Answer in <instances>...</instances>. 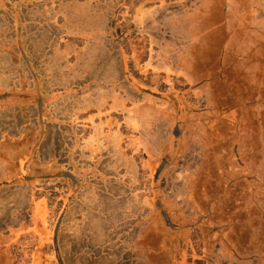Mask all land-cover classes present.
I'll return each instance as SVG.
<instances>
[{"label": "rangeland", "instance_id": "rangeland-1", "mask_svg": "<svg viewBox=\"0 0 264 264\" xmlns=\"http://www.w3.org/2000/svg\"><path fill=\"white\" fill-rule=\"evenodd\" d=\"M0 84V124L47 112L85 193L128 192L120 264H264V0H0Z\"/></svg>", "mask_w": 264, "mask_h": 264}, {"label": "crops", "instance_id": "crops-1", "mask_svg": "<svg viewBox=\"0 0 264 264\" xmlns=\"http://www.w3.org/2000/svg\"><path fill=\"white\" fill-rule=\"evenodd\" d=\"M16 98L14 91H5L0 84L1 103L16 101ZM19 101L15 105L33 103L26 97ZM39 104L43 106L41 97ZM63 115L58 114L52 120L78 119L85 125L91 113H70L65 115L67 118ZM33 116L39 121L38 132L27 126L34 120ZM23 117L10 114V118L0 124V149L10 146L6 144L8 139L12 144H21L14 158L7 154L8 159L4 157L5 160L0 161V192L7 191L0 194V202L4 203L0 205V245L6 242L10 250H21L23 256L27 253L29 264L123 263V256L102 250L127 251L130 246L128 220L122 219L127 216L123 203L128 204V192L110 191L105 198L97 191L85 193L81 189L84 178H88V183L93 182L91 176L86 175L90 170L80 160L82 150L75 152L72 145H66L65 125L58 123L56 131L50 132L51 137L46 135L48 140L41 148L49 114L41 112ZM33 136H37L35 141H32ZM103 202L111 205L110 209L101 208ZM2 217H8L9 223L1 225ZM2 235H7L8 239H2ZM23 260L19 264H24Z\"/></svg>", "mask_w": 264, "mask_h": 264}, {"label": "flooded vegetation", "instance_id": "flooded-vegetation-1", "mask_svg": "<svg viewBox=\"0 0 264 264\" xmlns=\"http://www.w3.org/2000/svg\"><path fill=\"white\" fill-rule=\"evenodd\" d=\"M9 254V253H8ZM17 254V253H16ZM10 257H11V255H10ZM28 257H30L27 253L25 254V256H24V260L23 261H25V263L24 264H29L28 262H29V260H30V258H28ZM18 264H19V262H18Z\"/></svg>", "mask_w": 264, "mask_h": 264}]
</instances>
